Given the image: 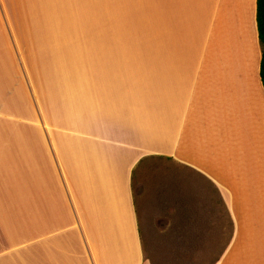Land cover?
Listing matches in <instances>:
<instances>
[{"label":"crops","instance_id":"obj_1","mask_svg":"<svg viewBox=\"0 0 264 264\" xmlns=\"http://www.w3.org/2000/svg\"><path fill=\"white\" fill-rule=\"evenodd\" d=\"M260 59L256 0H0V212L35 232L6 234L0 264H146L133 184L170 164L263 214L264 264ZM54 72L67 124L41 94Z\"/></svg>","mask_w":264,"mask_h":264},{"label":"rangeland","instance_id":"obj_2","mask_svg":"<svg viewBox=\"0 0 264 264\" xmlns=\"http://www.w3.org/2000/svg\"><path fill=\"white\" fill-rule=\"evenodd\" d=\"M42 78L41 94L43 97L52 96L56 105L48 114L57 113L60 123L67 124L69 100L73 107L72 96L68 97L69 82L63 84L66 80L55 72L53 76ZM51 79L52 87L47 83ZM143 174V180L148 175H153L151 179H154L151 182L136 180L133 184L146 264H217L224 254L222 264H263L262 213L231 215L221 194L208 182L203 183V191L195 196V189H190V178L186 175L185 180L180 177V168L175 164L147 166ZM150 192L152 197H149ZM6 201L8 206L13 204L8 209L16 211L21 203L29 202L18 198ZM28 216L27 213L0 212V241L10 233L9 224L4 226L3 223H15L17 219H28ZM12 231L10 235L14 238L35 237L34 231L28 233L20 228ZM34 244L32 241L18 252L10 251L6 257L8 262L16 252L34 253Z\"/></svg>","mask_w":264,"mask_h":264},{"label":"trees","instance_id":"obj_3","mask_svg":"<svg viewBox=\"0 0 264 264\" xmlns=\"http://www.w3.org/2000/svg\"><path fill=\"white\" fill-rule=\"evenodd\" d=\"M256 24L261 49L260 79L264 88V0H256Z\"/></svg>","mask_w":264,"mask_h":264}]
</instances>
